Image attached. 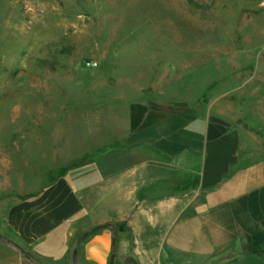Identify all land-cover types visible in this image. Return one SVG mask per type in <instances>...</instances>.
<instances>
[{"label":"rangeland","instance_id":"rangeland-1","mask_svg":"<svg viewBox=\"0 0 264 264\" xmlns=\"http://www.w3.org/2000/svg\"><path fill=\"white\" fill-rule=\"evenodd\" d=\"M158 96L264 157V0H0V200L90 172Z\"/></svg>","mask_w":264,"mask_h":264},{"label":"crops","instance_id":"crops-1","mask_svg":"<svg viewBox=\"0 0 264 264\" xmlns=\"http://www.w3.org/2000/svg\"><path fill=\"white\" fill-rule=\"evenodd\" d=\"M161 109L158 96L111 129L90 172L0 200L11 264H264V157L224 120ZM118 222L132 234L105 226Z\"/></svg>","mask_w":264,"mask_h":264},{"label":"trees","instance_id":"trees-1","mask_svg":"<svg viewBox=\"0 0 264 264\" xmlns=\"http://www.w3.org/2000/svg\"><path fill=\"white\" fill-rule=\"evenodd\" d=\"M114 228L117 232H127V233H131L132 234V229L125 223V222H118L114 224ZM96 231V228L91 229L89 231L83 232L79 235V240H82L86 235H90L93 232Z\"/></svg>","mask_w":264,"mask_h":264},{"label":"water","instance_id":"water-1","mask_svg":"<svg viewBox=\"0 0 264 264\" xmlns=\"http://www.w3.org/2000/svg\"><path fill=\"white\" fill-rule=\"evenodd\" d=\"M105 226H108V227H114V224H107V225H105ZM101 227H104V226H101ZM86 236H88V235H86ZM4 241L7 242V243H10V242L7 241V240H4ZM79 241H80V240H79ZM78 246H79V243H77V245H76V248H75V255L77 254ZM115 258H116L115 253H113L112 256H111L110 264H114V262H115ZM130 261H131V259H130V258H127V259L124 261V264H130Z\"/></svg>","mask_w":264,"mask_h":264},{"label":"built area","instance_id":"built-area-1","mask_svg":"<svg viewBox=\"0 0 264 264\" xmlns=\"http://www.w3.org/2000/svg\"><path fill=\"white\" fill-rule=\"evenodd\" d=\"M89 66H90V64H89Z\"/></svg>","mask_w":264,"mask_h":264}]
</instances>
